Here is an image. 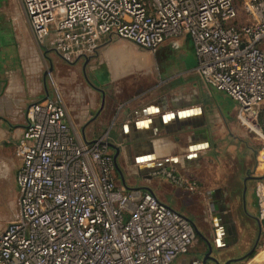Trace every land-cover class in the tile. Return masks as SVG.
Listing matches in <instances>:
<instances>
[{"label":"built area","instance_id":"built-area-1","mask_svg":"<svg viewBox=\"0 0 264 264\" xmlns=\"http://www.w3.org/2000/svg\"><path fill=\"white\" fill-rule=\"evenodd\" d=\"M19 1L38 48L68 63L92 55L107 35L150 51L188 35L201 79L237 103L236 119L259 141L254 173L264 174V0ZM108 146L106 137L78 136L58 100L27 108L15 147L18 214L0 232V264H170L188 253L194 224L153 193L117 185ZM254 195L264 224V180Z\"/></svg>","mask_w":264,"mask_h":264},{"label":"crops","instance_id":"crops-1","mask_svg":"<svg viewBox=\"0 0 264 264\" xmlns=\"http://www.w3.org/2000/svg\"><path fill=\"white\" fill-rule=\"evenodd\" d=\"M8 3L0 0L2 165L8 155H15L27 108L45 99L58 100L78 136L86 142L106 137L110 153L116 156L117 185L153 193L198 229L196 243L170 264H201L198 259L209 251L206 240L212 247L210 256L224 254L218 263L207 260L206 264H264V249L243 260L257 238L256 229L262 231L263 224L256 218L254 186L264 180V174L252 171L257 156L247 147L246 130L236 119L237 103L197 73L190 37L167 38L153 51L133 43L129 46L115 35L102 37L99 47L103 41L110 45L98 60L105 68L92 67L90 79L96 69H102L107 80L97 86L90 83L91 103L74 111L64 102L56 75L47 66L48 61L61 58L52 49L38 48L26 18L16 20ZM11 17L17 22L11 24ZM260 120L264 123V103ZM18 168L19 163L15 183ZM162 169L195 181L196 189L190 192L156 173ZM247 171L252 174L247 176ZM209 176L216 179L215 184ZM232 180L241 182L239 190ZM248 180H252L253 198L247 200L254 204L251 218L243 212Z\"/></svg>","mask_w":264,"mask_h":264},{"label":"rangeland","instance_id":"rangeland-1","mask_svg":"<svg viewBox=\"0 0 264 264\" xmlns=\"http://www.w3.org/2000/svg\"><path fill=\"white\" fill-rule=\"evenodd\" d=\"M9 10L11 13L15 15V19L17 20L19 17L25 19L24 12L22 10L20 1L16 4L14 0H9ZM242 18V14L239 15ZM13 17H11V24L15 23ZM17 22V21H16ZM27 24V23H26ZM2 35V31H0V36ZM120 42L126 43L129 46H133V44L123 38H120ZM110 47L107 41H103L101 46L90 56L86 58L79 59L77 61L68 63L64 62L58 57L55 62L51 60L47 62L48 68L51 69V72H54L56 75L55 82L56 87L59 89L64 102L68 105L71 110L79 109L91 103L90 94L88 91L92 88L91 84L97 86L98 84H104L107 80V76L103 75L102 69H96L93 73L94 80L90 79L92 67L100 66L104 67V65L100 64L98 60L105 55L108 48ZM105 68V67H104ZM89 76V77H88ZM239 123V122H238ZM240 126H242L239 123ZM246 130V145L249 149L257 152L259 147V141L255 138V135L252 131L249 130L248 127L242 126ZM262 132H264V123L262 124ZM254 137V138H253ZM19 161L14 154L8 155L6 165H2L0 161V227H3L7 222L12 221L16 218L18 212V188L15 183V171L17 168ZM254 171V170H252ZM252 172L247 171L246 175L250 176ZM209 179H212L209 176ZM234 179V178H233ZM236 179V178H235ZM216 179H212L215 184ZM234 181V182H232ZM230 183H233L234 186L237 187V190L241 187V182L239 180H232ZM229 183V184H230ZM252 180L247 181V195H246V203L243 207V212L247 217H253L254 212V204L249 201L253 198V195L250 192ZM233 184H231L233 186ZM244 196V194L242 193ZM247 197L249 198L247 200ZM253 233L255 231H252ZM257 238L252 244L247 257L245 259H249L256 255L259 251L264 249V224L262 225V231H258L256 229ZM224 254L218 252L214 253V258L218 260ZM239 264H241L239 262Z\"/></svg>","mask_w":264,"mask_h":264},{"label":"water","instance_id":"water-1","mask_svg":"<svg viewBox=\"0 0 264 264\" xmlns=\"http://www.w3.org/2000/svg\"><path fill=\"white\" fill-rule=\"evenodd\" d=\"M115 157H116V156L114 155V156H113L114 161H115V159H116ZM115 163H116V161H115ZM194 229H195V231H196V235H198L199 232H198V229L195 227V225H194ZM203 239H204V238H203ZM206 241H207V244H208V247H209V251H208V253H207L204 257H202L200 260L198 259V261H200L201 264H206V261H207V260H212V261L218 263V261H217L214 257H212V256L209 255L210 251L212 250V247H211V244L208 242V240H206ZM248 253H251V251L248 252ZM246 256H247V255H246Z\"/></svg>","mask_w":264,"mask_h":264}]
</instances>
